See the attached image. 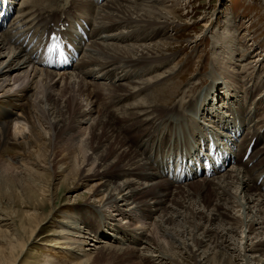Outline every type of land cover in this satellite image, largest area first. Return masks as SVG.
<instances>
[{
	"label": "bare ground",
	"instance_id": "obj_1",
	"mask_svg": "<svg viewBox=\"0 0 264 264\" xmlns=\"http://www.w3.org/2000/svg\"><path fill=\"white\" fill-rule=\"evenodd\" d=\"M102 2L101 4L97 0H24L18 15L9 22L4 31L3 29L2 32L0 31V58H6L5 65H2L3 61L0 62V66H3L0 67V75H6L0 84V95L4 96L0 99V152L17 150L24 152L32 146V148H38L45 156V149L42 146L50 147L52 140L57 137L73 138L75 140L73 143L76 145L74 149L76 156H72V161L76 167L74 164L71 167L63 162V170L67 171V174H73L78 167H82L81 176L88 179L95 176L97 172L118 169L117 173L109 175L110 178L100 182L94 190L102 195L101 200L104 206L114 208L115 214L126 215L127 213L130 218L134 217V220L140 223L145 221L151 212L160 210L162 213L154 227L158 234L162 231L160 234L165 236L167 229L165 225L174 223L178 219L186 221L188 218V213L185 215L179 210L184 206V201L179 202V206L174 202L169 206L165 204L167 201L166 186L178 187L183 183L166 174L170 166L177 165L178 156H184L185 159L196 157V160H199L196 147L199 144V151L203 150V143L200 145L202 138L212 135L217 140L227 136V140L231 141L232 133L242 130V135L233 152L235 159L231 168L229 166L223 174L216 175H220L219 177L209 179L201 177V179L192 180V183L189 181L190 185L197 182L202 184L211 182L215 199L212 204L213 208L206 211L210 226L204 227V233L198 232L203 225L200 223L197 209L190 207L192 214L189 216L191 218L189 223L196 226L198 230L196 232V228H193L195 235L188 239L199 247L193 249L196 252L197 249L207 246L208 242L211 244L213 242L215 247L224 246L227 238L230 237L228 232L238 233V236L243 237L250 232L252 226H256L259 233L263 235L264 144H262V139L264 130H261V127L264 123L258 127L254 123L251 108L249 109L252 98L260 91V87L257 86L253 91L249 89L246 94L242 95L237 91L230 97L228 96L229 99L225 101L226 98L220 96L216 90L217 78L212 71L207 75L210 78L209 81L203 77H192L187 74L188 71H196V69L190 70L189 60L169 66L166 70H160L175 55L168 39L156 41L160 34L165 33L162 29L170 22L158 3H153L152 0H103ZM72 9H74L73 12ZM82 10L87 12V15L83 16L78 13ZM94 15L97 19L95 25ZM80 18L90 27L88 32L90 41L86 49H81L82 56L74 67L75 74L63 73L58 76V73L39 70L37 67H40V61L37 50L45 33L48 36V32L58 26ZM118 30L120 31L117 32ZM113 31L116 32L112 33ZM105 32L109 33L103 36ZM133 36L135 38L132 41ZM106 39L109 41H105ZM26 40L27 43H25ZM233 57L232 53L230 60ZM30 66L32 68L29 70ZM96 67L101 70V74H95L97 73ZM12 71L16 72L11 77L14 83L4 90L8 75ZM180 73L184 76L183 78ZM198 74L197 72L196 75ZM56 77L59 78L56 79ZM86 77L93 80L115 78L111 81V85L108 83L98 91H107L106 98L109 103H122L120 107H116L117 111L114 112L121 122L116 124V127L113 126V119L107 118V114L103 112V116L99 115L96 119L90 118V121L86 123H84L86 117L73 121L77 116V111L80 110L79 106L88 100L83 98L84 93L80 86L83 82L86 83L84 80ZM174 78L178 80L174 81ZM167 79L170 81L164 83ZM192 80L193 82H190ZM234 80L233 75L232 81ZM183 82L191 84L187 85L186 91L185 89L180 91V86H178V83ZM201 83L205 84V88L197 91L198 93L195 91L189 93L195 85ZM15 88L16 91H14ZM55 90L57 91L56 96L54 95ZM11 92L16 96V103ZM179 93L182 94L176 99L175 96ZM141 94L143 98L138 99ZM243 97L249 102H243ZM40 109L42 115L39 114L35 117L36 120L33 119L32 113ZM85 110L81 112L89 116L94 106L91 105V111ZM65 115L68 118V124L72 125L65 124ZM41 121L47 125L48 131L44 129L45 133L41 127L43 123L39 126ZM110 130L112 134H108ZM46 133H49V136H46ZM91 138L95 140L94 146L90 144ZM99 139L105 141V145L98 162L96 159L98 155L93 152V149L98 148ZM252 140H254L252 152L245 161L244 152ZM103 156L114 157V159L107 164L101 163ZM79 160L81 163H78ZM249 163L252 164L249 165ZM5 171L7 172L8 168H5ZM123 176L125 179L113 181L114 178ZM154 176L161 180L155 179ZM261 177V183L257 185ZM181 187L183 186L179 188ZM137 196H151L153 200L148 201L145 197V199L136 201ZM197 203L200 202L197 201ZM129 205L132 206L130 209L122 207ZM218 206L225 209L229 206L237 213L234 228L225 227V223L215 212L214 208ZM84 215L86 214H81V216L79 214L76 217L79 222L67 221L66 224L71 230L66 231L65 229L64 232L58 231L57 233L58 236L60 232L59 237L67 240L66 242L72 241L69 244L70 249L76 241L75 237L89 238L92 232L99 237L93 238L89 245H92L93 249H106L99 244L106 243L104 239H99L102 238L100 235L104 231L103 226L109 227L112 231L107 233L109 236H116L114 233H121V237L130 235L128 229L118 225V222L109 223L106 219L108 216H104L100 221L93 218L91 220L87 215L90 223L88 224L84 220L86 218H83ZM213 231L218 234V238H214L215 241L212 240ZM136 234V232L131 233V237L139 242L144 240L142 233V235ZM95 236L92 235V237ZM59 240L61 239H55L53 246L59 247L57 244L61 242ZM144 242L148 245L150 241L145 239ZM156 245L155 250L160 249V245L158 246V243ZM91 248L88 247L89 250ZM238 248L244 264L262 262L258 255H248V252L254 253L262 248L252 244ZM200 252L203 253L197 260L198 264H207V254L210 253H206L205 250ZM158 256L156 259L159 258ZM87 260L83 264L87 263ZM72 264H82V262L76 261Z\"/></svg>",
	"mask_w": 264,
	"mask_h": 264
},
{
	"label": "rangeland",
	"instance_id": "obj_2",
	"mask_svg": "<svg viewBox=\"0 0 264 264\" xmlns=\"http://www.w3.org/2000/svg\"><path fill=\"white\" fill-rule=\"evenodd\" d=\"M152 1L158 3L161 11L170 20L169 24L162 29V32L165 33L160 34L155 39L156 41L168 39L167 41L171 43L169 44L170 48L175 55L160 70H166L169 66L184 60L188 62L189 60L191 63V69H189H196L199 74L196 75V71H188L187 74L192 77H203L206 81H209L210 78L207 75L212 71L217 78L215 81L216 90L220 96L226 98L225 101L237 91L242 95L246 94L247 90L253 91L259 86L260 91L252 98L253 101L249 109L251 108L253 112L254 123L260 127L264 123V0ZM95 15L94 25L97 24ZM107 33L109 32L103 33V36ZM134 38L133 36L131 40L133 41ZM232 53L234 57L230 60ZM1 61H3L2 65H5L6 58L1 57ZM28 69L30 70L31 66ZM96 69L98 70L97 67ZM14 73L16 72L12 71L8 75L4 90L13 85L14 81L11 77ZM59 74L58 76H60ZM95 74L101 73L99 71ZM233 75L235 76L234 81H232ZM180 76L181 78L184 77L181 73ZM5 78V74L0 75V84ZM58 78L56 77V79ZM113 79L115 78H112V80H93L86 77L84 79L86 83L83 82L80 86L84 93L83 98L88 100L83 103L84 106H79L80 110L77 111V116L73 121L86 117L84 122L86 123V121H90V118L96 119L99 115L103 116V113H106L107 118L113 119L111 120L114 127L117 126L116 124L121 123L114 112L117 109L116 107H120L122 103H109L106 98L107 91H98L108 83L111 85ZM73 80L77 81L74 78ZM175 80H178V78H174ZM165 81L164 83H168L170 79ZM190 82H193V80ZM187 85L191 84L178 83L180 91L183 89L186 91ZM204 86L203 83L197 84L189 93H193L192 91L199 92ZM14 91H16V88ZM11 94L13 98L15 97L13 100L16 103V96L13 92ZM179 94L175 96L176 99L182 93ZM54 95H57L56 90ZM2 97L4 96L0 95V99H3ZM142 98L143 94L140 98L138 96V99ZM175 98L172 99L175 100ZM242 100L243 102H249L245 97ZM86 103L87 105H85ZM91 105L94 106L93 111H91ZM40 108L42 109L41 106ZM41 109L32 113L33 119L38 117L39 114L42 115ZM83 109L91 111L89 116L81 112ZM41 123H43L42 126ZM65 124L72 125L68 124L66 115ZM39 126L42 127L43 133H45L44 129L48 131L47 125L43 121L39 123ZM108 134H112V131L110 130ZM46 136H49V133H46ZM91 140L90 144L92 143V146H94V138H91ZM136 140L138 141V139ZM52 141L50 147L42 146L45 149V156L38 148H32V146L24 152L20 150L0 152V264H72L76 261L83 264L86 259L88 260L85 264H198L197 260L203 253L200 252L201 250L210 253L207 254V264H244L239 255L240 250L238 247L246 244L262 248L254 253L248 252V255H258L262 259V262H252L251 264H264V234L261 235L256 226H252L250 232L243 237L238 236V233L228 232L230 237L227 238L224 246L215 247L213 242L212 244L208 242L207 246L202 249H197L196 252L193 250L199 247L188 238L195 235L193 228H196V232L198 229L189 223L191 221L189 216L192 214L190 210L193 207V209H197L200 223L203 225L198 232L204 233V227L210 226V219H208L206 211L213 208L212 204L215 199L211 182L206 184L197 182L190 185L191 181L190 183L179 184L183 186L181 188H179L180 186H173L174 188L166 186L167 201L165 204L169 206L174 202L175 205L179 206L178 203L184 201L183 204L185 208L188 207V210L185 212L184 206L179 210L183 211L185 215L188 213V218L186 217L187 222L178 219V221L172 222V225H165V229L167 228L165 230L166 235L162 236L160 234L162 231H158V234L157 229L154 227L159 220V215L162 213L160 210L151 212L148 218L140 223L134 220V217L130 218L127 213L126 215H119V213L115 214L114 208H106L101 200L102 195L94 191L100 182L110 178L109 175L117 173L118 169L100 171L88 179L81 176L83 173L82 167H78L73 174H67V171L63 170L64 165L62 163L65 162L71 167L74 165L76 167V164L72 161V158L76 156L74 150L76 149L75 140L73 138L63 139L57 137ZM98 141L99 146L93 149V152L98 155L96 159L99 162L105 141H101V139ZM113 159L114 157L103 156L101 163L107 164ZM78 163H81L80 160ZM5 168H8L7 172ZM123 179H125V176L114 178L113 181ZM155 179L161 180L157 177ZM197 195L199 199L196 197ZM145 197L137 196L136 201L145 199ZM146 199L148 201L153 200L151 196H147ZM197 201L200 203H197ZM131 205L122 207L130 209ZM227 207L225 209L218 206L214 209L219 214L222 222L225 223V227L234 228L237 213L232 211L229 206ZM79 214L80 216L86 214L83 218H86L84 220L88 224H90L88 217L91 220L93 218L102 221L104 216H108L106 219L109 223L118 222V225L128 229L130 235L121 237V233H114L116 236H109L107 233L111 231L110 228L103 226L104 231L102 230V235H100L102 238L99 239H104L103 241H106V243L99 244L106 249H93V246L89 245L93 238L97 239L99 237V235L95 236L94 232L91 234L95 237H92V235L89 238L81 237L82 240L75 237L76 241L70 249L69 244L72 241L66 242L67 240L59 237L60 232L58 236L57 233L58 231L64 232L65 229L66 231L71 230L66 223L69 220L79 222L76 218ZM87 215L89 216L86 217ZM134 232L137 233L136 235H139L138 233L143 234L144 240L149 239L148 245L145 244L143 239L139 242L132 238L131 233ZM213 233L212 240L215 241L214 238H218V234L216 231H213ZM55 239H61L59 240L61 242L57 243L59 247L53 246ZM157 243L158 246L160 245V249L155 250ZM209 244H211V247ZM88 247H92L91 250ZM157 256L158 259H156Z\"/></svg>",
	"mask_w": 264,
	"mask_h": 264
}]
</instances>
